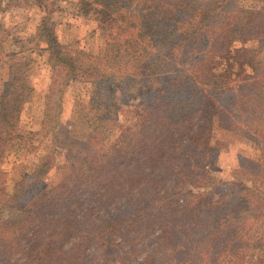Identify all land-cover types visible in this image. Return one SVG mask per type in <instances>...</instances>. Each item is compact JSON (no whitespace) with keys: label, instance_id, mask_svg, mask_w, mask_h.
I'll return each mask as SVG.
<instances>
[{"label":"trees","instance_id":"trees-1","mask_svg":"<svg viewBox=\"0 0 264 264\" xmlns=\"http://www.w3.org/2000/svg\"><path fill=\"white\" fill-rule=\"evenodd\" d=\"M56 1L0 0V14L29 2L44 8L35 38L49 60L88 77L87 133L69 139L68 174L54 187H41L52 153L29 183L10 180L7 158L37 140L50 145L42 138L59 116L48 114L42 130L21 129L34 87L28 63L6 55L0 264H264V0H79L104 33L95 58L60 43L49 24ZM133 103L134 121L122 128V106ZM213 110L260 154L246 161L257 172L238 188L202 197L196 181L215 170Z\"/></svg>","mask_w":264,"mask_h":264},{"label":"rangeland","instance_id":"rangeland-1","mask_svg":"<svg viewBox=\"0 0 264 264\" xmlns=\"http://www.w3.org/2000/svg\"><path fill=\"white\" fill-rule=\"evenodd\" d=\"M78 1L60 0L51 4L49 2V24L54 27L60 43L75 55L77 53L95 58L101 51L104 33L96 30V21L89 13L86 3ZM256 2L257 0H243L242 4L247 7ZM45 15L47 13L44 8L34 7L30 2L0 14V90L9 75L6 55L11 52H17L20 61L28 63L26 71L34 87L33 97L21 115V129L42 130L48 120V114L59 116L55 131L43 135L42 138L43 143L47 142L51 146L40 145V140H37L32 151H25L20 156L12 153L3 164L10 180L25 185L34 178L41 157L52 153V166L48 167L49 170L46 171L41 184L43 191L49 186L54 187L68 174L66 165L69 139L82 138L87 133V123L83 120L84 108L80 103L82 104V96H85L86 92L83 84L88 78L78 71V79L75 73L71 75L70 69L61 71L51 63L48 52L43 49L45 45L35 38L37 26ZM253 44L258 47L256 43ZM236 46L239 47L240 44L237 43ZM257 50L264 62V46H259ZM178 54L181 53L177 52ZM132 106H122L119 115V125H123L122 128L134 121L135 103ZM220 115L221 113L216 114L213 110L209 116V139L216 146L217 153L211 166L215 169L213 174L210 173L206 178L200 177L196 181L197 191L202 197L211 196L213 192L223 190L227 185L236 189L239 184L237 180L245 182L247 176L257 172L246 161L258 159L259 147L250 140L223 129ZM119 127L113 126L115 130L120 129ZM51 148H55L54 151ZM46 183L48 187H44Z\"/></svg>","mask_w":264,"mask_h":264}]
</instances>
